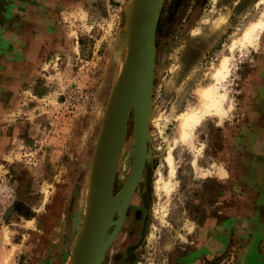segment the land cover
Listing matches in <instances>:
<instances>
[{"label":"rangeland","instance_id":"obj_1","mask_svg":"<svg viewBox=\"0 0 264 264\" xmlns=\"http://www.w3.org/2000/svg\"><path fill=\"white\" fill-rule=\"evenodd\" d=\"M14 1L0 0V68L10 61L6 52L16 53L6 40L13 36L1 34L7 29L29 45L39 42L29 55L39 63L17 72L20 76L0 79V264L14 262L21 222L14 209L21 202L40 210L42 221L65 224V263H60L69 264L78 253L101 164L112 85L123 71L133 34L128 19L135 22L137 0L132 6L130 0H36L49 5L50 15L41 22L25 16L26 24L37 22L34 31L16 25ZM82 1L81 15H75ZM253 26L257 38L243 43ZM261 45L264 0H162L144 94L147 155L128 217L112 240V227L106 229L100 264H177L179 247L191 245L186 242H191L190 221L203 226L208 218L220 221L234 210L238 182L225 170L240 167L236 138L239 123L249 118L243 106L250 104ZM226 57H232V74L217 85L225 102L219 114H204L201 94L216 86L214 74ZM193 114L198 120L185 138L181 120ZM133 131L129 97L105 207L109 220L120 214L119 192L136 156ZM225 258H203L200 264H226Z\"/></svg>","mask_w":264,"mask_h":264},{"label":"crops","instance_id":"obj_2","mask_svg":"<svg viewBox=\"0 0 264 264\" xmlns=\"http://www.w3.org/2000/svg\"><path fill=\"white\" fill-rule=\"evenodd\" d=\"M11 1L13 0H8V3ZM83 1L76 3L75 15H81ZM14 2H18V5L11 8V17H17L16 25L19 27L31 26L34 31L36 23L41 22V16L50 15L49 5L44 2L36 0ZM20 2L22 4H19ZM29 14L35 16L36 23L24 22L25 16ZM4 32L13 36L12 40H6L16 52L15 54L6 52L4 55L10 61L0 68V79L7 81L12 79L14 74L20 76L19 71L23 72L24 68L34 67L39 63L29 57L30 54V56L35 54L34 49L39 42L29 45L21 41L19 34L9 32L8 29L1 30L2 35ZM261 46V56L256 71L250 78L252 81L248 90L251 99L249 106L246 107V113L250 118L240 126L245 130L243 135L236 138L239 144L237 162L240 167L234 171L232 169L228 171V168L225 170L227 177L232 173L236 177L238 187L235 190L240 192L239 202L234 210L220 221L210 217L203 226L194 223L191 228L192 250L184 252L179 264H200L203 258L222 255L227 257L223 260L226 264H231L234 255L237 256V262L233 264H264V45ZM23 211L25 216H18L21 222L14 236L16 242L13 264L65 263L63 252L67 240L65 234L61 233V229L66 231L65 224H60L56 219H54L56 223L52 224L50 219L42 221L40 210L27 204ZM57 227L59 230L53 232ZM186 232H183V235L188 237ZM181 248L184 251L185 248Z\"/></svg>","mask_w":264,"mask_h":264},{"label":"water","instance_id":"obj_3","mask_svg":"<svg viewBox=\"0 0 264 264\" xmlns=\"http://www.w3.org/2000/svg\"><path fill=\"white\" fill-rule=\"evenodd\" d=\"M133 3L134 0H130V6ZM161 4L162 0H137L135 22L134 17L128 19L127 26L129 28L132 26L133 34L129 47L128 42L126 44L123 71L112 85V112L104 128L101 164L92 188L81 238L77 245L78 253L73 261L70 258L69 264H100L106 229L112 227L109 233V240H112L126 218L134 187L142 174L147 155L144 141V94L149 90L151 81L154 34ZM114 85L115 88H113ZM129 97L134 108L133 140L136 156L127 182L119 192L120 214L115 220H109L105 207L112 190L116 154L123 139Z\"/></svg>","mask_w":264,"mask_h":264},{"label":"bare ground","instance_id":"obj_4","mask_svg":"<svg viewBox=\"0 0 264 264\" xmlns=\"http://www.w3.org/2000/svg\"><path fill=\"white\" fill-rule=\"evenodd\" d=\"M258 26H253L250 29H247L243 34V43H250L252 40L254 41L256 35V30ZM257 38V37H256ZM254 43V42H253ZM252 44V43H251ZM232 57H226L222 60L219 68L216 70L214 74V79L216 81V86H210L202 92V98L206 101L207 105L203 108L204 114L209 112H214L215 114H219L221 111V106L225 102L226 94L218 93V86L222 83H226L228 81V77L231 73L232 69ZM232 74V73H231ZM218 85V86H217ZM115 88V87H114ZM193 117V118H192ZM198 116L196 114L186 116L181 120V129L185 138L189 137L191 127L197 122ZM168 161H170V156H168ZM91 171V170H90ZM88 193V192H87Z\"/></svg>","mask_w":264,"mask_h":264},{"label":"flooded vegetation","instance_id":"obj_5","mask_svg":"<svg viewBox=\"0 0 264 264\" xmlns=\"http://www.w3.org/2000/svg\"><path fill=\"white\" fill-rule=\"evenodd\" d=\"M244 107V110L245 111H247V109H246V105L245 106H243ZM245 115H246V113H245ZM250 118V117H249ZM246 119L248 120V118H245L244 120H241V122L239 123V129H240V136H242L243 135V133H244V129L243 128H241L240 126L246 121ZM239 136V137H240ZM229 169H230V166L228 167V171H229ZM228 191H229V189H227ZM26 208V203H23V202H21V203H18L17 205H16V207H15V209H14V212L17 214V216H25L24 214H25V212L23 211V209H25ZM23 212V213H22ZM128 214H129V207H128V210H127V214H126V218L128 217ZM125 218V219H126ZM191 222V224H190V228H192V226H194V223L195 222H192V221H190ZM193 223V224H192ZM188 244H191V242H189V241H186ZM181 247H179V249H180ZM185 249H184V251L181 253V252H178L177 253V257H176V262H177V264H179V260H180V258H181V256L183 255V254H185L184 252H187L188 250H192V248L190 247V246H188V247H184ZM182 249V248H181Z\"/></svg>","mask_w":264,"mask_h":264}]
</instances>
